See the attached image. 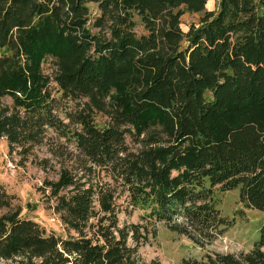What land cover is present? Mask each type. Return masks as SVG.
<instances>
[{"label":"trees","instance_id":"obj_1","mask_svg":"<svg viewBox=\"0 0 264 264\" xmlns=\"http://www.w3.org/2000/svg\"><path fill=\"white\" fill-rule=\"evenodd\" d=\"M206 1L0 0V137L23 157L47 129L70 132L78 159L41 186L64 235L21 216L0 185V259L159 264L137 255L157 224L204 246L230 223L216 188L264 212V0ZM183 11L200 13L185 31ZM51 83L75 103L72 128ZM119 194L139 222L118 223ZM263 246L264 221L249 250L180 264H264Z\"/></svg>","mask_w":264,"mask_h":264},{"label":"rangeland","instance_id":"obj_2","mask_svg":"<svg viewBox=\"0 0 264 264\" xmlns=\"http://www.w3.org/2000/svg\"><path fill=\"white\" fill-rule=\"evenodd\" d=\"M217 1L207 0L204 9L215 10ZM87 6L92 16L95 7L91 3ZM199 16L200 13L183 11L179 16L180 29L185 31L190 23L196 24ZM41 66L44 74L51 75L53 64L50 59H45ZM51 84L57 114L63 122L69 124V128H72L74 125L68 122L66 112L73 111L75 103L59 98L54 84ZM92 117L99 126L106 118L96 110L92 112ZM69 133L61 135L47 129L42 142L33 146L23 157L15 151L8 152L5 140L0 137V185L13 195V203L19 206L20 215L36 222L46 233L65 234L57 214L49 207L50 201L44 196L47 190L43 189V192L41 186L44 179H55L60 167L73 170L78 166L76 151ZM129 145L132 146L131 143ZM213 199L215 208L221 216L230 220V223L210 243L198 246L186 236L172 232L167 226L159 223L155 226L154 233L138 246L139 260L142 262L157 260L159 264H180L181 259L199 260L207 252L237 253L249 250L257 238L259 225L264 221V212L244 207L238 201L237 189L219 191L216 188L213 190ZM116 204L119 207L117 219L120 225L140 221L141 212L137 209L130 210L124 194L118 195ZM261 249L264 252V246ZM0 264L21 262L19 258L0 259Z\"/></svg>","mask_w":264,"mask_h":264}]
</instances>
